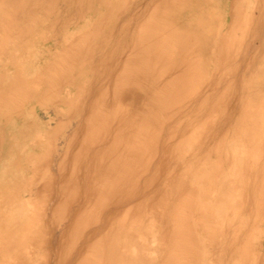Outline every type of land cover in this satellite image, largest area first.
Listing matches in <instances>:
<instances>
[{"label": "rangeland", "instance_id": "obj_1", "mask_svg": "<svg viewBox=\"0 0 264 264\" xmlns=\"http://www.w3.org/2000/svg\"><path fill=\"white\" fill-rule=\"evenodd\" d=\"M142 25L169 58L143 52ZM172 74L189 85L173 98ZM263 107L264 0H0V264H264ZM136 125L134 198L91 197L80 220L102 148Z\"/></svg>", "mask_w": 264, "mask_h": 264}, {"label": "bare ground", "instance_id": "obj_2", "mask_svg": "<svg viewBox=\"0 0 264 264\" xmlns=\"http://www.w3.org/2000/svg\"><path fill=\"white\" fill-rule=\"evenodd\" d=\"M148 24V23H147ZM143 26V25H142ZM141 26V27H142ZM145 27H146V25H144ZM144 26H143V28H144ZM148 26V25H147ZM238 26V25H237ZM235 27V26H234ZM242 27V26H241ZM168 35V34H167ZM139 36V40H140V42L142 41L143 43H145V47H146V49L145 50H143V52L145 51L147 54L146 55H149L150 53H154L155 54V56L157 57H160V59L161 58H164V57H170L171 55H172V44H174L173 42H172V40L170 41V39L166 36V34L165 33H163V35H161V34H156V32L154 31V30H152V31H148V29H143L141 32H140V34L138 35ZM170 36V35H169ZM168 40V41H167ZM143 45V44H142ZM170 49V50H169ZM184 57V56H183ZM182 57V58H183ZM148 59H149V57H148ZM156 60V59H155ZM158 60V59H157ZM163 65H165V64H163ZM179 65H181V63L179 64ZM168 66H170L169 65V63H168ZM185 66V65H184ZM165 68H167L166 66H165ZM164 68V69H165ZM175 68V67H174ZM182 68V67H181ZM166 70V69H165ZM169 70V69H168ZM183 70V69H182ZM170 71V70H169ZM185 73H187L186 72V70H183ZM182 71V72H183ZM164 72V71H163ZM166 72V71H165ZM168 72V71H167ZM175 72V71H174ZM179 72V71H178ZM183 72V75H182V73L179 75L180 77L179 78H184L183 76L184 75H186L185 73ZM121 74V73H120ZM120 74L119 75H117L118 77L120 76ZM179 74V73H178ZM172 75H174V74H172ZM175 76V75H174ZM177 76L178 75H176L175 77H171V79L169 80V81H166V83H163L164 84V86H162L163 87V91H161V90H159V91H161V92H166V91H168L170 94H172V96L168 93V95H170V97H172L173 98V94H174V92H176V91H178L177 89L178 88H181L182 89V87H180L181 85L182 86H185L186 84H184V83H186V82H183V81H185V80H183V81H181V82H183V84H178V82H179V80H178V78H177ZM170 77V76H169ZM185 77H191V76H185ZM199 77V76H198ZM115 79H116V76H115ZM121 79V78H120ZM123 79V78H122ZM186 79H189V78H186ZM191 79H192V77H191ZM190 79V80H191ZM158 80V79H157ZM119 81V80H118ZM115 82H117V81H115ZM122 82V81H121ZM162 83V82H161ZM191 83V82H190ZM196 82H194V84H195ZM200 83V82H199ZM116 84V83H115ZM117 84H118V82H117ZM188 85V84H187ZM187 85L185 86V87H187ZM118 86V85H117ZM189 86V85H188ZM197 86V85H196ZM200 87V86H199ZM161 88V87H160ZM197 88V87H196ZM195 88V89H196ZM199 89V88H198ZM164 90H166V91H164ZM176 90V91H175ZM185 90V89H184ZM189 90V89H188ZM193 92V91H192ZM191 92V93H192ZM226 93V92H225ZM162 94V93H161ZM160 94V95H161ZM193 94V93H192ZM156 95H158V97H160L159 96V94L158 93H156ZM166 95H167V93H166ZM104 95H101V97H103ZM191 96V95H190ZM101 97H99L100 99H101ZM153 97H155V99L157 98L156 96H153ZM161 97H162V99H165V100H163V101H166V99H168L169 98V100H167L165 103H164V105L163 106H165V104H168V103H170L169 101H170V97L168 96V98H167V96H164V94H162L161 95ZM165 97V98H164ZM152 98V97H151ZM117 99V98H116ZM182 99H184V97H182ZM98 98H97V102H98ZM154 100V99H153ZM158 100H160V99H158ZM149 101H152L151 99L149 100ZM153 102H155V101H153ZM161 102H162V100H161ZM182 102V101H181ZM159 103V102H158ZM174 103V102H173ZM175 103H176V101H175ZM92 104H94V102L92 103ZM160 104V103H159ZM162 104L163 103H161L160 105L162 106ZM95 105H96V103H95ZM94 105V106H95ZM170 105V104H169ZM177 105H178V103H177ZM185 105H186V103H185ZM256 105V104H255ZM92 106V105H91ZM93 106V107H94ZM118 106V105H117ZM117 106L115 107L116 109H115V112H114V108L112 109V113H109L110 111L108 110V113L109 114H111V115H114L117 111H119V110H117ZM163 106H162V108H163ZM167 106V105H166ZM89 107V106H88ZM96 107H97V105H96ZM101 107V106H100ZM103 107V106H102ZM126 107V106H125ZM249 107V106H248ZM247 107V108H248ZM261 107V106H260ZM120 108H122V107H120ZM180 108V107H179ZM253 108V107H252ZM264 108V107H263ZM119 109V108H118ZM125 109V108H124ZM123 109V110H124ZM159 109V108H158ZM167 109V108H166ZM258 109V108H257ZM92 110V109H91ZM117 110V111H116ZM153 110V109H152ZM160 110V109H159ZM174 110V109H173ZM264 110V109H263ZM87 111V110H86ZM101 112V111H99V109H98V107L96 108V110H95V108H94V111H92L93 113L94 112ZM122 111V110H121ZM154 111V110H153ZM163 111V109L160 111V112H162ZM172 111V110H171ZM91 112V111H90ZM125 112V111H124ZM127 112V111H126ZM156 112V111H155ZM243 113L244 112H246V111H242ZM102 114L104 113V112H101ZM100 113V115H102ZM118 113V112H117ZM154 113V112H153ZM242 113V114H243ZM263 114H264V111L262 112ZM123 114H126V113H123ZM122 114V115H123ZM155 114H159V111H158V113L156 112ZM161 114V113H160ZM159 114V115H160ZM261 114V113H260ZM91 115L92 114H88V116L89 117H91ZM104 116H106L107 115V113H104L103 114ZM116 115V114H115ZM122 115H120V116H122ZM143 115V114H142ZM144 115H145V113H144ZM143 115V116H144ZM255 115V114H254ZM93 116H94V114H93ZM97 116H98V113H97V115H96V113H95V118L97 119ZM103 116V119L105 118ZM119 116V117H120ZM135 116V115H134ZM150 116V115H149ZM171 116V115H170ZM244 116L246 117L247 115H243V118H244ZM89 117H88V120H87V118H86V122H87V124L88 123H91V122H88L89 121ZM107 117H109V115H107ZM115 117V116H114ZM119 117H117L118 118V120L117 121H119ZM123 117V116H122ZM172 117V116H171ZM255 117V116H254ZM91 118H93V117H91ZM95 118H93V119H95ZM102 118V117H101ZM110 119V121H111V118L113 119V116L111 117H109ZM141 118V117H140ZM140 118H138V119H140ZM102 119V120H103ZM245 119V118H244ZM102 120L100 121L101 122V124H102ZM105 120V119H104ZM104 120H103V122H104ZM141 120H143V119H140L139 121H141ZM145 120V119H144ZM143 120V122H145ZM254 120V119H253ZM252 120V121H253ZM257 120V119H256ZM96 121V120H95ZM106 121V120H105ZM113 121V120H112ZM133 121H136L137 122V120H133ZM133 121H131L132 123H133V125H134V122ZM138 121V122H139ZM98 122V121H97ZM245 122H250L251 123V121H247V120H245ZM84 123V122H83ZM107 123V122H106ZM147 123V122H146ZM87 124H85V125H87ZM100 124V125H101ZM107 124H109V121H108V123ZM113 124V123H112ZM131 124V123H130ZM141 124H143V123H141ZM157 124V123H156ZM256 124V123H255ZM89 126H88V128L90 127V124H88ZM103 125H105V122L101 125V127H103ZM117 125V124H116ZM132 125V126H133ZM259 125H260V127H258V128H260V129H258L257 130V133L256 132H254V130L253 129H251V131L249 130L250 128H248V127H246V128H248V131H249V133H251L250 134V136H249V138H248V141H253L254 142V144H259V140H262L263 139V134H262V131L264 132V116L262 117V119H261V123H259ZM91 126H93L92 127V129L94 128V125H91ZM106 126V125H105ZM105 126L102 128V130L105 128ZM122 126H124V127H126L127 128V125H122ZM122 126H120V127H122ZM129 126V125H128ZM132 126H129V127H132ZM137 127L135 128V130H133L134 132H132V133H130L129 135H126L129 131H127V133L125 134V135H122L123 133H122V131L123 130H125L126 128H124V127H122V129L120 128V130H122L121 131V133L122 134H120V132L118 133V134H116V136H115V134L113 135V133H112V135L113 136H115V137H111L112 139V142L110 143V142H108V143H110L109 145H107V147L106 146H104V147H106L105 148V150L103 151V149L104 148H102V155L100 154V157L101 156H103V160H105V157L107 158V160L109 161V163H108V165H109V170L108 171H105V172H107V173H105V174H102V173H104V171H100L101 169H100V167H99V169L100 170H98V171H100L101 173V179H99V177H98V175H97V179L96 180H98L97 182H96V180H94L93 182H91L92 181V179L93 178H96V177H94L93 175H92V179L90 178L91 176H89V179L88 180H90V181H88V183H89V185H87L86 186V193H87V197L85 198V201L86 200H88V202H86V203H88V204H90V198L92 197V199H93V197L94 196H96L98 199L97 200H99L101 197H102V195H104V194H106L107 195V193H109V194H111V196H110V200L112 201L113 199H114V202H119L121 199H127L128 197L129 198H131V199H133L134 198V195H135V178H134V172H135V170H134V163L133 164H130V162H133V158L136 156V154L138 153V151L140 150V148L142 147V145L143 144H141V142H143L142 140H140L139 138L141 137H139V135L141 134V131L143 132V128H141L140 129V125L138 126V125H136ZM101 127L99 126V128H100V130H99V128L96 126V128H98V130L101 132L102 130H101ZM111 127V126H110ZM134 127H135V125H134ZM142 127V126H141ZM255 127V125H253V128ZM91 128V127H90ZM89 128V130H87V128H86V131L87 132H89L91 129ZM106 128H109V127H106ZM114 128H116V127H114ZM113 128V129H114ZM174 128V127H173ZM95 129V128H94ZM117 129V128H116ZM255 129V128H254ZM97 130V129H96ZM94 131V130H91V131H93L92 133H90L91 134V136L94 138V135H95V139H97V136H96V134L99 132H97V131ZM105 130V129H104ZM104 130L102 131V133H105L104 132ZM107 130H110V129H107ZM86 131H84V132H86ZM106 131V130H105ZM113 131H115V130H113ZM119 131V130H118ZM195 131V130H194ZM248 131H246V133H248ZM86 132V133H87ZM96 132V134H94ZM109 132V131H108ZM86 133H84L83 134V138L85 137V134ZM89 133H87V137H89ZM81 134V133H80ZM109 134V133H108ZM144 134V133H143ZM184 134V133H183ZM98 135H103V134H98ZM142 135V134H141ZM107 136V135H106ZM103 137H104V135H103ZM142 137H143V135H142ZM156 137V136H155ZM83 138L81 137V140H83ZM109 138V137H108ZM74 139V138H73ZM85 139V138H84ZM89 139V141L90 140H92L91 138H88ZM88 139L86 138V141L84 142V143H86L87 141H88ZM99 139H101V137H98V139L97 140H99ZM104 139V138H103ZM155 139V138H154ZM72 140V139H71ZM94 140V139H93ZM96 140V141H97ZM144 140V139H143ZM95 140L93 141V142H96ZM102 141V140H101ZM149 141V140H148ZM70 142H72V141H70ZM83 142V141H82ZM92 142V141H91ZM252 142V143H253ZM84 143H82L83 144V148H84V146H85V144ZM90 143V142H89ZM88 142L86 143V146L89 144ZM107 143V144H108ZM121 143H122V147H123V149H119L118 147H120V145H121ZM80 144V143H79ZM82 144H80V145H82ZM94 144V143H93ZM156 144V143H155ZM89 145H91V144H89ZM88 145V146H89ZM85 146V147H86ZM88 146H87V148H88ZM92 146V145H91ZM244 147V146H243ZM81 148V147H80ZM154 148V147H153ZM69 150V149H68ZM155 150V149H154ZM243 150V149H242ZM74 151H77V150H74ZM79 151V150H78ZM83 152H84V150H83ZM86 152V151H85ZM96 153H97V151H95ZM94 152V153H95ZM140 153V152H139ZM72 154V153H71ZM66 155V154H65ZM99 156V155H98ZM153 156V155H152ZM75 157V156H74ZM133 157V158H132ZM247 157V159H246V161H247V163H249V169H250V167H251V163H250V161H257V159L259 158V155H258V151H257V149H255V150H250L249 151V153H248V155L246 156ZM79 158V157H78ZM92 158V157H91ZM90 158V159H91ZM95 158H96V156H94V158L92 159V161H94V162H92L91 161V164H92V166H94L95 165ZM74 160H76V159H74ZM73 160V161H74ZM97 160V159H96ZM99 160H101V161H103L101 158L99 159L98 158V161ZM144 160V159H143ZM142 160V161H143ZM80 161V160H79ZM141 161V162H142ZM243 161V160H242ZM245 161V160H244ZM76 162V161H75ZM88 162H90V161H88ZM104 162V161H103ZM107 162V161H106ZM77 163H79V162H77ZM97 163V165H98V162H96ZM100 164H101V162H99ZM105 163V162H104ZM94 164V165H93ZM243 164V163H242ZM241 164V165H242ZM74 165V164H73ZM87 165V164H86ZM107 165V164H106ZM107 165V166H108ZM137 165V164H136ZM140 165V164H139ZM145 165V164H144ZM148 165V164H147ZM246 165V164H245ZM261 165H262V163H261ZM98 166H100V165H98ZM146 166V165H145ZM144 166V167H145ZM254 166V165H253ZM256 166V165H255ZM254 166V167H255ZM95 167H97V166H95ZM94 167V168H95ZM137 167H138V165H137ZM236 167V166H235ZM234 167V168H235ZM247 167V166H246ZM258 167V166H257ZM73 168H76V167H73ZM78 168V167H77ZM262 168L264 169V164L262 165ZM90 169V168H89ZM97 169V168H96ZM248 169V168H247ZM248 169V170H249ZM260 169V168H259ZM92 170V169H91ZM89 171V172H92L93 173V170L92 171ZM136 171H138L139 172V170H136ZM141 171H142V169H141ZM235 171H236V168H235ZM254 171V170H253ZM73 172H75V170L73 171ZM138 172H136V173H138ZM234 172V171H233ZM256 172H257V174H258V170H256ZM263 173H264V171H262ZM135 173V174H136ZM246 173V172H245ZM244 173V174H245ZM261 173V172H260ZM263 173H262V175H263ZM74 175V174H73ZM88 175H89V173H88ZM91 175V174H90ZM95 175V174H94ZM102 175H104V177H102ZM140 175V174H139ZM86 176V175H85ZM96 176V175H95ZM261 176V175H260ZM264 176V175H263ZM136 177H138L137 175H136ZM261 178H262V176H261ZM86 179V178H85ZM134 180V181H133ZM147 181V180H146ZM128 183H129V185H128ZM133 183V184H132ZM123 184H125V185H123ZM123 185V186H122ZM127 185V187H125ZM145 185H148V183L146 182L145 183ZM130 186V187H129ZM236 186H237V184H236ZM148 187V186H147ZM124 188H125V190H124ZM144 189L146 188V186L145 187H143ZM147 189V188H146ZM145 189V190H146ZM233 189V188H232ZM240 191V190H239ZM141 193V192H140ZM85 194V193H84ZM233 195V194H232ZM83 196V195H82ZM105 196V195H104ZM103 196V197H104ZM240 196V195H239ZM242 197V196H241ZM128 198V199H129ZM138 198V197H137ZM102 199V198H101ZM106 199V198H105ZM239 199V198H238ZM242 199V198H241ZM109 200V198H107V200H105V201H103V203H105L106 201H108ZM122 200V201H123ZM85 201H84V204L86 205V203H85ZM133 201V200H132ZM135 201V200H134ZM93 203L95 202V200H93L92 201ZM99 202V201H98ZM97 202V204H99ZM101 202V201H100ZM110 202V201H109ZM128 202H130V200L128 201ZM102 203V202H101ZM100 203V205H104V204H101ZM111 203H113V201L111 202ZM121 203V202H120ZM240 203H242V201L240 202ZM106 204V203H105ZM128 204H130V203H128ZM128 204H126V205H128ZM132 204V206H133V203H131ZM99 205V206H100ZM126 205H125V207H126ZM82 206V205H81ZM84 206V205H83ZM97 206V205H96ZM106 206H107V204H106ZM105 206V207H106ZM243 206V205H242ZM104 207V206H103ZM94 207L90 204V205H87L86 207H82V209H81V207H80V209L82 210H80V213H78L79 214V216H77V217H79V219L80 220H82V217L83 216H87L88 217V215L90 214H92L93 212H95V211H92V210H94L93 209ZM118 208V207H117ZM99 209V208H98ZM97 209V210H98ZM101 209H103L102 207H100V211H101ZM113 209H116V208H113ZM123 209V208H122ZM128 209H130V207H127V209L125 208V210L124 211H126V210H128ZM235 207H234V212H235ZM130 211V210H129ZM128 211V212H129ZM99 212V211H98ZM108 212H110V211H108ZM107 212V213H108ZM107 213H106V215H107ZM30 214V213H29ZM77 214V213H76ZM100 214V213H99ZM109 215H107L108 217L109 216H112V215H110V213H108ZM121 214H122V212H121ZM259 214V213H258ZM232 215V214H231ZM74 216V215H73ZM92 216V215H91ZM97 216V215H96ZM92 218V217H91ZM96 219L98 218V217H95ZM105 218H106V216H105ZM104 218V219H105ZM119 218V217H118ZM231 218V217H230ZM77 219V218H76ZM78 219V220H79ZM88 219V218H87ZM111 220L110 218H107L106 219V221L107 220ZM229 219V218H228ZM227 219V220H228ZM79 220V221H80ZM105 222V221H104ZM262 222V221H261ZM72 223V222H71ZM81 223V222H80ZM109 223V222H108ZM121 225V224H120ZM260 225V224H259ZM118 226V225H117ZM107 227V225L105 226V228ZM115 227V226H114ZM84 228V227H83ZM104 228V227H103ZM101 230V229H100ZM105 230V229H104ZM106 232V231H105ZM245 232V231H244ZM249 232V231H248ZM245 234V233H244ZM103 236V235H102ZM101 236V234H100V237H102ZM104 238V237H103ZM101 239V238H100ZM102 240V239H101ZM243 241V240H242ZM245 241V240H244ZM244 241H243V243H244ZM99 242V241H98ZM94 244V243H93ZM96 244V243H95ZM243 245V244H242ZM80 246V245H79ZM84 246V245H83ZM93 247V246H92ZM81 251V250H80ZM89 251V250H88ZM79 252V251H78ZM89 254V252L87 253V255ZM79 255H81L82 256V254H80V252H79ZM78 255V256H79ZM191 255V254H190ZM77 256V255H76ZM78 258V257H77ZM186 258V257H185ZM87 258L86 257H81L80 259H79V261L77 262V264H84V262H86L85 260H86ZM73 261V260H72ZM75 262V261H74ZM71 263V262H70Z\"/></svg>", "mask_w": 264, "mask_h": 264}]
</instances>
